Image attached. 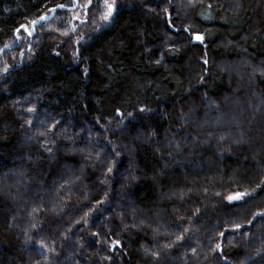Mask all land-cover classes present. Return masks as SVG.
Masks as SVG:
<instances>
[{"label": "trees", "instance_id": "1", "mask_svg": "<svg viewBox=\"0 0 264 264\" xmlns=\"http://www.w3.org/2000/svg\"><path fill=\"white\" fill-rule=\"evenodd\" d=\"M61 3L67 7L56 8ZM118 3L114 26L101 33L92 32V19L72 20L84 16L71 0H0V48L9 45L0 70L11 66L0 75V264H248L264 241V221H246L264 210V192L234 215L216 193L251 191L264 180V0ZM41 15L47 19L33 35L22 33L15 44L13 30L31 28ZM69 21L78 26L71 40L60 35ZM185 27L205 34L206 43L193 47ZM81 35L83 49L74 58L80 45L72 41ZM49 117L61 121L56 131L66 128L74 144L55 133L34 135L42 130L39 120L53 123ZM89 137L98 141L95 148ZM107 141L106 151L115 146L122 157L102 184L105 165L86 154ZM125 148L138 179L122 190ZM233 222L253 238L231 231L221 237ZM179 235L185 239L176 241ZM40 241L53 251L42 254ZM217 243L219 253L212 251ZM165 244L172 247L161 251Z\"/></svg>", "mask_w": 264, "mask_h": 264}, {"label": "snow or ice", "instance_id": "2", "mask_svg": "<svg viewBox=\"0 0 264 264\" xmlns=\"http://www.w3.org/2000/svg\"><path fill=\"white\" fill-rule=\"evenodd\" d=\"M189 2V6L192 5V0H188ZM67 7V5L61 3V4H57L56 8H65ZM239 5H236V9L239 10ZM71 8L73 9H82L83 10V16L84 19H81V15L78 12L77 15L72 17V20H78L80 21L81 25H84L87 23L88 19H92L93 23L95 24V27L92 28V32H101L104 29H108L114 26L116 19L119 15L120 12V5L118 3V0H86L85 3H80V0H71ZM208 8L211 9L212 8V4L210 3L208 5ZM55 9H48L49 12H53ZM91 14V15H90ZM209 17H204V19H208ZM47 17L45 15H41L39 16L37 19H33L30 21L31 24V28L28 27V25L26 24H21L18 27H16L13 31H14V35H15V40L14 43L19 45V43L24 39V36L22 35V33H27V35L29 37H31L33 35V32L35 31V27L40 23V21H44L46 20ZM69 24H71V21H69ZM169 27H171V25H169ZM57 29H50L49 31H56ZM78 31V26L76 24H71L70 27H67L63 32L60 33L61 36L63 37H68L71 40V36L75 35V33ZM184 33H190V36L187 37V39L189 40V43L193 46V47H198L199 45L205 44L206 43V35L199 33V32H193L191 31V29L189 27H185L183 29ZM208 36H211L212 33H208ZM85 37L83 35L81 36H77V38L72 41V43L74 44H78L80 45L79 48H77L74 52H73V56L74 58H78L79 55L81 54V51L83 49V44H81L82 41H84ZM231 43V42H229ZM9 45L5 44L4 48H0V53H2L6 48H8ZM29 52L32 51L31 46L28 49ZM178 50H173L170 49L169 52H175ZM25 53L24 51H21L20 55L23 56ZM57 55H59V53H57ZM163 55L160 57L159 60H157V64H159L162 60H163ZM208 61L205 59L203 60V64H207ZM10 65H7L5 63V67L0 70V75L3 74H7L9 73L10 70ZM254 73L256 71V69L253 70ZM259 71H260V75L261 78L264 79V61L261 62V65L259 66ZM206 79V74L201 75L199 77V83L203 84L204 81ZM26 100L28 99L27 97L25 98ZM26 111L28 113H35L38 111L37 108L35 107H29L26 109ZM139 111L141 113L146 112V111H150V109L147 108H140ZM116 113L118 115H121L120 109L116 108ZM128 117H132L133 113L129 112ZM50 119H53V123L51 124H47V122L45 120H39V126L42 130L36 132L34 135L36 137H44L45 139H47L49 137L50 134L55 133V135L57 136V138L63 137L66 140L72 141V143L74 144L75 141L73 140L72 136H70L68 134L67 129H63L62 131H56L57 129L60 128L61 125V121H57L54 120V118L49 117ZM26 124L28 125H33V121L31 119L26 120L25 121ZM98 123V121H97ZM121 124H123V118L121 119ZM120 125H118L119 127ZM125 127H127L125 125ZM143 135V133H142ZM156 135L155 132H148L147 136L148 138L154 137ZM0 139H4L2 137H0ZM137 139H140V136H137ZM221 140L224 139V137H220ZM147 142V140L145 141ZM240 141H236V143H239ZM96 143L94 142L93 139L91 137H89V145L92 148L96 147ZM112 142L111 141H107L106 145L103 146V150L102 151H97L95 153H93L92 151H88L86 154V158L93 161V162H99L102 165H105L106 171L104 172L105 175V179L101 180V183H107L108 182V178H111L112 174L114 172L117 171V164L119 163L121 157H122V152L120 150L117 149V147L113 146L111 148V153H108L106 151L107 147L109 145H111ZM41 147H44L45 150L50 154V158L51 159H55V156L53 154V150L51 148H47L46 145H41ZM177 150L179 149V145H176ZM73 152H80V153H85V149L84 148H73L72 149ZM227 151V150H225ZM124 152H127L130 156L129 159V170H128V174L127 176L124 177V183L121 184V189H125L127 187L130 186V182L131 181H135L138 179L137 173L134 170V164H135V160L134 158L131 157V152L125 148ZM111 157L109 159H105V157ZM29 159H31V157H29ZM77 179H79V177H77ZM261 192H264V180H261L260 183L256 184L255 188H253L251 191H234L231 192L225 196H222L221 193L217 192L216 195L218 197L221 198V202L225 208V210L228 211L229 215H234L235 213H233L231 210L235 209V210H240L243 209L244 206L248 203L249 200L255 199ZM108 193H105V199L104 200H97L96 204L97 205H102L106 202ZM54 210V209H53ZM33 211H36V209H34ZM92 209H89V212H91ZM197 212H199L200 210L197 209ZM131 212L133 214V216L135 217V214L137 212V209L135 207L131 208ZM89 215L88 212L84 213V217H87ZM83 219V218H82ZM259 219L261 221H264V210H261L259 212H254L252 214V219H248L246 221L247 225H253L254 222ZM85 223H87V220H84ZM77 223H79V221H77ZM141 223H143V221H141ZM33 227H35V225H33ZM245 225L241 224L239 222H233L232 228L231 229H225V231H222L219 233V235L221 237H224L226 235V233L228 231H231L233 234H237V233H243V236L245 239L251 240L254 236V233L252 232H243ZM262 227H264V225H262ZM183 231L185 233H187L188 231H190L189 228H184ZM159 234V233H157ZM93 235H96L95 233H93ZM185 237L183 235H179L176 237V241H181L184 240ZM115 244L119 245L120 241H114ZM175 243V242H173ZM39 247L41 249H45V252L42 253L44 255H46L47 252H51L53 251L51 248H47L46 245L43 243V241L39 242ZM172 247V244H165L163 245V248L161 249V251H163L164 249L170 248ZM223 249V245L221 243H217L215 248L212 249L213 252H221ZM193 254L195 255L197 252L196 248L192 249ZM151 255L159 260L160 259V252L159 251H154L151 253ZM253 256H260L262 258V260H264V241H261V246L257 247L256 251L252 254V256H248L245 259L248 261V264H257L256 260L253 259ZM226 259V257H225ZM37 264H39V262H37ZM240 264H244V261H241Z\"/></svg>", "mask_w": 264, "mask_h": 264}, {"label": "rangeland", "instance_id": "3", "mask_svg": "<svg viewBox=\"0 0 264 264\" xmlns=\"http://www.w3.org/2000/svg\"><path fill=\"white\" fill-rule=\"evenodd\" d=\"M36 27H37V26H36ZM36 27H35V28H36ZM33 33H34V32H33ZM25 34L27 35V33H25ZM27 36H28V35H27ZM20 43H21V42H20Z\"/></svg>", "mask_w": 264, "mask_h": 264}]
</instances>
